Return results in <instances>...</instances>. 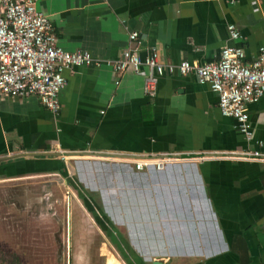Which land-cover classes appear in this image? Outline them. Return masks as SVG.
Segmentation results:
<instances>
[{
  "label": "crops",
  "instance_id": "0c3cea01",
  "mask_svg": "<svg viewBox=\"0 0 264 264\" xmlns=\"http://www.w3.org/2000/svg\"><path fill=\"white\" fill-rule=\"evenodd\" d=\"M36 3L58 46L87 50L100 63L64 71L56 116L36 96L0 97V229L10 238L0 241V264L28 261L27 222L13 214L28 205L13 203L5 190L37 182L45 201L31 205L32 218L57 223L52 234L65 241L68 264H97L92 246L100 242L120 253L104 264H264V162L228 157L254 148L264 154V93L247 104L257 147L219 113L217 95L193 73H163L149 96L146 67L116 74L107 63L133 47L130 31L142 57L154 48L163 63L214 61L226 44L240 46L248 63L264 51V0ZM150 154L183 158L160 170L123 160ZM52 191L64 192L48 203ZM64 201L63 225L55 204ZM70 221L74 237L78 228L73 246Z\"/></svg>",
  "mask_w": 264,
  "mask_h": 264
},
{
  "label": "built area",
  "instance_id": "2783aa9c",
  "mask_svg": "<svg viewBox=\"0 0 264 264\" xmlns=\"http://www.w3.org/2000/svg\"><path fill=\"white\" fill-rule=\"evenodd\" d=\"M227 29L231 39L239 36L233 24H228ZM128 38L134 42L133 47L125 48L119 57L107 61L113 72L120 74L126 68L139 71L146 67L143 92L149 96L155 95L158 77L163 73H193L217 95L219 113L233 119V128L247 142L254 141L257 147L262 145L253 138L247 109L248 103L264 93L262 49L248 63L243 60L240 46L228 44L221 47L214 61L196 63L182 59L163 63L154 48L145 56L140 55L141 41L135 31H130ZM99 63L100 59L87 50L68 51L58 46L53 26L36 0H0V97L36 96L56 116L60 110L59 93L66 84L64 71ZM228 157L264 162V154L258 148ZM181 158L175 154H150L123 160L136 170L150 167L160 170Z\"/></svg>",
  "mask_w": 264,
  "mask_h": 264
},
{
  "label": "rangeland",
  "instance_id": "374dc122",
  "mask_svg": "<svg viewBox=\"0 0 264 264\" xmlns=\"http://www.w3.org/2000/svg\"><path fill=\"white\" fill-rule=\"evenodd\" d=\"M18 183V182H17ZM12 187H8L5 191H11L12 201L13 203H19V204H27L28 210L26 211H15L13 210V214L18 219V216H23L26 220V231H27V253H28V261L25 263L27 264H68L66 260V245L65 241L63 240V243L60 242V240L57 242L56 233H57V223H54L50 219H48V216L43 215H37L36 218H32V214L34 212L31 210V205L38 204L41 202V194H43L44 191H39V182L36 184H13ZM4 189H1L0 191H3ZM64 191H52L53 195L50 197V200L48 203H55L54 199L61 198V195ZM92 200L94 203L100 207L101 200L97 193H92ZM55 201V202H54ZM55 208L57 209V213L63 217V225H64V218H65V212H64V204L63 202H59L58 204H55ZM64 207V208H63ZM73 207V205H72ZM73 209V208H72ZM102 211H104L105 215L113 222H115V218L111 216V213L107 212L104 208H102ZM27 213V214H26ZM73 214V211H72ZM27 215V216H26ZM71 222V230L73 232L72 234V246L73 243L76 241V235H77V229H75V237H74V226L73 222ZM41 228V229H40ZM43 230L45 232L44 236H40V232ZM56 230L55 237L54 234H52ZM64 230V229H63ZM120 232H122L124 235H127V229L124 225V228L122 227ZM121 233V234H122ZM10 241V238L7 236H4L2 229H0V241ZM40 242V240L43 243H36L35 241ZM12 241V240H11ZM26 241V240H25ZM6 243V242H5ZM43 245V246H42ZM92 251L95 254V257L97 258L96 261H98L97 264H104V258H106L107 255L114 254L117 258H119V251L112 243H97L92 246ZM99 253H101V256H99ZM121 261V259H119ZM14 262V261H13ZM24 262V261H23Z\"/></svg>",
  "mask_w": 264,
  "mask_h": 264
},
{
  "label": "flooded vegetation",
  "instance_id": "af4514ba",
  "mask_svg": "<svg viewBox=\"0 0 264 264\" xmlns=\"http://www.w3.org/2000/svg\"><path fill=\"white\" fill-rule=\"evenodd\" d=\"M42 199H44V201H45V198H44V197H41V199H40V200H41V202H40V203H38L39 205L43 204V202H44V201H42ZM55 200L57 201V199H56V198H55Z\"/></svg>",
  "mask_w": 264,
  "mask_h": 264
},
{
  "label": "water",
  "instance_id": "95a60500",
  "mask_svg": "<svg viewBox=\"0 0 264 264\" xmlns=\"http://www.w3.org/2000/svg\"><path fill=\"white\" fill-rule=\"evenodd\" d=\"M49 154H50V153H49ZM155 262H156V264H160V262H159V261H158V262H157V261H155ZM154 264H155V263H154Z\"/></svg>",
  "mask_w": 264,
  "mask_h": 264
}]
</instances>
